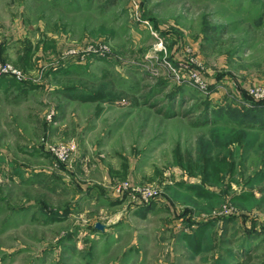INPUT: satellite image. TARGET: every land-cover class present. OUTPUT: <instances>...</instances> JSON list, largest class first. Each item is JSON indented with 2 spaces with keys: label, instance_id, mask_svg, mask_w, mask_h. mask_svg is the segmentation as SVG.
I'll return each mask as SVG.
<instances>
[{
  "label": "rangeland",
  "instance_id": "obj_1",
  "mask_svg": "<svg viewBox=\"0 0 264 264\" xmlns=\"http://www.w3.org/2000/svg\"><path fill=\"white\" fill-rule=\"evenodd\" d=\"M0 76V264H264V0H0Z\"/></svg>",
  "mask_w": 264,
  "mask_h": 264
},
{
  "label": "built area",
  "instance_id": "obj_2",
  "mask_svg": "<svg viewBox=\"0 0 264 264\" xmlns=\"http://www.w3.org/2000/svg\"><path fill=\"white\" fill-rule=\"evenodd\" d=\"M104 41L92 42V43L88 42L84 46L79 45V46L73 47L71 48L70 52L67 55L70 54V56H79V57L82 56L81 59H85L86 58L85 54L88 52H92V53H96V55L101 56V57H108L112 54L113 50H112V47H110L109 42H106V41L104 42ZM67 59L68 57H66V60ZM5 71L8 72L10 70L6 69ZM192 76L194 77V80L196 81V83H198V85L205 87V82H203L199 74L194 72ZM0 77H3V76H0ZM14 77L19 80H23L22 76H14ZM259 91H261V88L251 89V93H253L256 96L259 95ZM263 95H264V91L262 92V96ZM45 147L55 157L56 162H58L61 165V164H66L71 159L74 153V150L76 149V144L60 142V143H50V144L45 145ZM128 187H130V184L124 183L123 186L117 188V190H120V188H128ZM142 193H143V197L141 198L146 199V200L157 197L156 192H154L153 190L149 188H144L142 190Z\"/></svg>",
  "mask_w": 264,
  "mask_h": 264
},
{
  "label": "crops",
  "instance_id": "obj_3",
  "mask_svg": "<svg viewBox=\"0 0 264 264\" xmlns=\"http://www.w3.org/2000/svg\"><path fill=\"white\" fill-rule=\"evenodd\" d=\"M71 94H73L72 92H70V93H68V98H70V99H72L70 96H71ZM79 100V99H78ZM75 102V101H74ZM82 104V108L83 109H90L92 106V104H90L92 101H80ZM95 103V110H94V112L93 113H91V118H90V120H89V122H85V124L87 123V125L88 124H95V123H98V122H96L100 117H103V115L105 114V115H107L110 111H112L111 109H110V105H106V103H100V102H94ZM71 121V120H70ZM86 125V126H87ZM77 126L78 127H82L79 123L77 124ZM81 128H78V131H81L80 130ZM77 131V133H76V137L74 136V137H72V138H70L69 140H67V141H61V142H65V143H69V142H73L74 144H76V142H78V137L80 136V134H79V132ZM91 132V131H90ZM90 132H86L85 134H87V133H89L90 135H92V133H90ZM85 134H84V137H86L85 136ZM79 142H81L80 140H79ZM77 155V154H76ZM79 158L83 161L84 160V158H83V156H80V154H79ZM78 163H79V161H78ZM80 164V163H79ZM131 168H132V166H131ZM107 235V233H99L98 234V236H100V238H98V239H96L97 241L98 240H100V241H102V239L105 237ZM119 236L117 235V234H113V235H110V241L111 242H113L114 240H119V238H118ZM258 237L259 236H255V237H250V242L249 243H252L253 245H254V243H257L259 240H258ZM106 243H108V242H106ZM132 244H129L128 245V247L126 248H124L123 250H122V254H119L120 255V257L122 258V257H124V259H123V261L125 262V264H131L132 263V259H131V257L133 256V253H134V251H135V249L136 248H134V249H131V248H129L130 246H131ZM128 253V254H127ZM115 257V256H114ZM112 261H113V264H120V263H118L117 262V260H116V257H115V259H111ZM143 261L141 260L140 261V264H143L142 263ZM108 263L110 264L111 263V261L109 262L108 261Z\"/></svg>",
  "mask_w": 264,
  "mask_h": 264
},
{
  "label": "trees",
  "instance_id": "obj_4",
  "mask_svg": "<svg viewBox=\"0 0 264 264\" xmlns=\"http://www.w3.org/2000/svg\"><path fill=\"white\" fill-rule=\"evenodd\" d=\"M1 78L0 77V81H1ZM16 80L17 82L19 81L18 79H14ZM73 93V92H72ZM72 99H79L81 101H88V100H99L97 97H94V96H90V95H87V94H83L82 92H77V94L73 93L71 94L70 96Z\"/></svg>",
  "mask_w": 264,
  "mask_h": 264
},
{
  "label": "water",
  "instance_id": "obj_5",
  "mask_svg": "<svg viewBox=\"0 0 264 264\" xmlns=\"http://www.w3.org/2000/svg\"><path fill=\"white\" fill-rule=\"evenodd\" d=\"M97 227H98L99 229H104V225L101 224V223H97Z\"/></svg>",
  "mask_w": 264,
  "mask_h": 264
}]
</instances>
